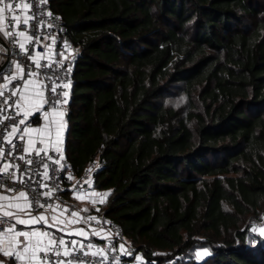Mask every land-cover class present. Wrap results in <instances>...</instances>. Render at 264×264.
Returning <instances> with one entry per match:
<instances>
[{
  "label": "trees",
  "instance_id": "1",
  "mask_svg": "<svg viewBox=\"0 0 264 264\" xmlns=\"http://www.w3.org/2000/svg\"><path fill=\"white\" fill-rule=\"evenodd\" d=\"M49 5L79 48L63 153L100 211L154 264H264V0ZM179 82L184 113L157 101Z\"/></svg>",
  "mask_w": 264,
  "mask_h": 264
},
{
  "label": "built area",
  "instance_id": "2",
  "mask_svg": "<svg viewBox=\"0 0 264 264\" xmlns=\"http://www.w3.org/2000/svg\"><path fill=\"white\" fill-rule=\"evenodd\" d=\"M9 3L13 5V10L6 9L4 13L0 14V38L4 41L3 47L6 49L4 54L1 53L3 59L0 64H3L1 67L3 69L2 76L9 77L17 74V79L10 81L0 79V86L7 85V87L0 88L3 91V95L0 96V121H3L0 123V149H3L1 161L5 165H10L8 174L0 173V189L25 192L29 201H32L34 197L38 199L45 207L37 208L33 202V206L29 210L34 214L45 211L48 208L47 205L52 206L48 209L62 212L69 218H73V212L78 213L76 217L92 232V234L90 232L91 236L69 233L63 225L52 229L49 234L57 239L63 238L66 242L75 240L78 244L82 243L86 246L91 243L95 248H103L107 257L103 264H116L117 260H119V264H154L152 258H143L136 252L134 246L126 241L119 223L109 219L100 211L99 207L106 196L102 195L100 200L88 205L87 208L78 204L77 195H81V199L88 201L89 193L99 195L101 192L94 185V163L81 174H75L64 156L63 144L58 146L59 152L56 151L57 147H43L25 152L24 140H20L18 135L10 134L13 126H18V129L21 130L26 124L38 122L29 116L25 124H19V121L24 119V111H30L33 105L30 98L28 101L27 98L25 99L27 91V93H31L30 95L35 93L37 96L40 105L38 117L41 116V111H54L61 115L66 113L71 90V69L79 48L69 39L65 23L59 13L50 7L49 0H46V3H41L40 0H4L0 7ZM16 4H20L21 7L17 9ZM12 16H17L20 19L12 20ZM25 17H36V20L30 19L29 25H24L22 21ZM33 24L36 25L35 28L30 27ZM3 30L17 34L10 38L3 34ZM19 32H23L24 35H19ZM29 37L31 39H28ZM14 41L23 43L28 54ZM14 62L20 65L22 72L18 73ZM37 63L41 66L38 67ZM52 88H55V92H52ZM37 93L40 95L38 96ZM64 93H67V96ZM43 101L49 102L44 103ZM6 117H13V119H5ZM4 136H7V141L3 139ZM37 150L40 151V156L36 155ZM20 156H24L25 159H19ZM29 159L33 161L31 165L26 163V160ZM37 161H40L38 169ZM45 164H47V169L44 167ZM11 166H18V170ZM45 172L47 179H45ZM9 174H14L16 179L10 178ZM40 185H46V187ZM49 190H51L50 197L41 195ZM85 209L87 211H84ZM90 216L96 219L88 220L87 218ZM7 226L3 225L2 227ZM21 228V225L17 224L16 230L20 231ZM68 246L71 247V245ZM95 248L92 250L95 251ZM157 254L156 250L151 251V256ZM38 255L43 259L42 252ZM54 259L56 258L49 253L47 257L49 264ZM84 259L99 261L101 257L88 256ZM165 264H171V261H167Z\"/></svg>",
  "mask_w": 264,
  "mask_h": 264
},
{
  "label": "snow or ice",
  "instance_id": "3",
  "mask_svg": "<svg viewBox=\"0 0 264 264\" xmlns=\"http://www.w3.org/2000/svg\"><path fill=\"white\" fill-rule=\"evenodd\" d=\"M41 3H46V0H40ZM4 0H0V4H3ZM15 7L19 9L21 6L20 4H16ZM25 7H28V5H25ZM12 11L13 5L11 3L5 5L4 7H0V14L4 13L5 10ZM48 15H51V13H48ZM12 20H19L20 18L17 16H12ZM36 20V17H25L22 21L24 25H29V20ZM39 23V21H36ZM35 24L31 25L30 27L35 28ZM18 27V26H17ZM3 34L6 36H9L10 38L16 35L17 33H13L11 31L3 30ZM19 35L23 36V32H19ZM28 39H31L29 37ZM14 43H17L19 47L25 51L26 54H28V50L26 49L25 45L23 43H19V41H14ZM6 51V49L0 47V52ZM32 58V57H30ZM15 63V62H14ZM37 66L40 67L39 63H37ZM15 67L19 72H22V69L20 68V65L18 63H15ZM3 69H0V79L4 80H12L17 79V74H13L9 77L2 76ZM32 75H35V73H32ZM27 83V81H25ZM67 87V85H65ZM7 87V85H2L0 88ZM52 92H55V88H52ZM15 94V93H13ZM3 95V91L0 90V96ZM39 96L40 94L37 93ZM65 96H67V93H64ZM23 100V97L21 98ZM44 103H48L49 101H43ZM7 103V101H5ZM54 103V101H53ZM40 111V105L33 103L32 109L30 111H24V119L19 121V124H25V122L28 120L29 116H32L33 119H37L39 116ZM45 117L48 116V113H44ZM5 119H13V117H6ZM0 123H3V121H0ZM19 131L18 126H13L11 128L10 134H15ZM24 132L29 131H39L38 129H29L25 127L23 129ZM20 140H23V136L18 137ZM4 140H8L7 136L3 137ZM11 143V141H8ZM31 142V141H30ZM43 142V141H42ZM14 148V146H13ZM28 149H25V152H27ZM56 151H60V149L57 147ZM37 156H40V151L37 150L36 152ZM3 157V149H0V159ZM19 159L24 160V156H20ZM51 159V157H49ZM26 163L31 165L33 163L32 160H26ZM56 163H59V161H56ZM40 161H37V169L39 168ZM10 165H5L4 168H0V173L8 174V168ZM15 167L18 170V166H11ZM45 169H47V164L44 165ZM39 175V172L37 173ZM10 178L16 179L14 174H9ZM71 179V177H68ZM45 179H47V173L45 172ZM90 183V181H88ZM41 187H46V185H40ZM11 191V189H9ZM41 195L45 197L51 196V190L48 192L41 193ZM104 196H107L108 193H104ZM23 199L24 204L21 205L19 203H9L7 205L0 204V251H4L5 255H13L17 257L18 259H25L27 257V260L30 262H33V264H49V261L47 260V257L49 253L52 254L53 257L56 259L51 261V264H103V261L107 258L104 252L103 248H95V246L91 243L88 245H83L82 243L78 244L77 241H65L63 238L57 239L56 237L50 235L47 231L38 232L36 230H30V231H17L16 226L19 225H35L40 222H44L45 224L48 223L45 215H37L32 216L30 212L27 211V209L31 208L33 206V202L35 203L37 208H43L45 205L41 204L38 199L35 197L32 201L28 200L27 194L25 192H20L15 197H5L0 196V200H9V201H19ZM48 208H51V205H47ZM9 209H15L16 211H12ZM84 211H87L85 209ZM21 214L27 218H21ZM73 217L78 216V213L73 212ZM88 220H95V217H88ZM56 218L53 217V221H55ZM74 222V221H69ZM63 223V221H61ZM3 225H8L7 227H2ZM253 231H255V228H253ZM76 234L78 235H86L82 230L78 231ZM19 237H24V240H19ZM40 237H48L47 241H44L40 239ZM36 238V239H33ZM6 244V247H5ZM68 245H71L69 247ZM62 248V250H61ZM95 248V251L92 249ZM123 248V246H121ZM43 253V259H40L39 253ZM128 254V253H125ZM199 255V253L197 254ZM92 256V257H101V260H90L86 261L84 258ZM74 258V259H73ZM116 264H119V260L116 261Z\"/></svg>",
  "mask_w": 264,
  "mask_h": 264
},
{
  "label": "crops",
  "instance_id": "4",
  "mask_svg": "<svg viewBox=\"0 0 264 264\" xmlns=\"http://www.w3.org/2000/svg\"><path fill=\"white\" fill-rule=\"evenodd\" d=\"M27 92L25 94V99L27 98L26 100L28 101V99L30 98V100H32L33 103L39 104L35 93H32V95H30L31 93L30 92L27 93ZM45 112L48 113L47 117H45L44 115ZM40 114L41 116L35 119V121H38L37 123L26 124L21 130L15 133V135H18L19 137L23 136L24 150L28 149L29 151L43 147L56 148L63 143V139H64L63 133L65 130V120L63 118V115L54 111H41ZM25 127L29 129H38L39 131L24 132L23 129ZM4 166L5 163L0 159V168H4ZM19 193L20 192L14 190L5 191L0 189V196L15 197ZM81 201L83 203L82 207L85 208H87L88 205L93 204V202H96V201L93 202L90 201V196H88L89 202L85 201L84 199H81ZM9 203H19L23 205L25 202L23 199L19 201L0 200V204L7 205ZM9 210L16 211L15 209H9ZM27 211L30 212L32 216H37L41 214L45 215L48 223L45 224L44 222H40L35 225H21L22 228L20 231H30L34 229L38 232L47 231L49 233V231H51L52 229H55L58 226L63 225L64 229L72 234H76L80 230L86 233V235L84 236H91L92 234V232L88 230L86 225L82 221H80L78 217L69 218L64 216L62 212L48 208L45 209V211L36 214L32 213L29 209H27ZM53 217L56 218L55 221H53ZM21 218H27V217L21 214ZM61 221H63V223H61ZM69 221H74V222L70 223ZM40 239L47 241L48 237H40ZM19 240H24V237H19ZM0 264H33V262L28 261L27 257H25V259L22 260V259H18L13 255H5L4 251H0Z\"/></svg>",
  "mask_w": 264,
  "mask_h": 264
},
{
  "label": "rangeland",
  "instance_id": "5",
  "mask_svg": "<svg viewBox=\"0 0 264 264\" xmlns=\"http://www.w3.org/2000/svg\"><path fill=\"white\" fill-rule=\"evenodd\" d=\"M0 47L4 48L1 45V43H0ZM1 53L4 54V51L0 52V61L3 59V57L1 56ZM157 101L159 103L174 106L178 108L182 113H184L187 109V100H186L185 93L183 91V84L181 82L172 83L171 86L157 98ZM64 115H63V118H64ZM104 193L106 192L103 190H101L99 195L95 193L93 194L89 193L90 201L93 202V201L100 200ZM77 201L80 206L83 205L81 201V195H77ZM245 224L248 226V229H249V239L253 240L255 235L257 234L264 235V212H259L256 214H249L244 219V226ZM253 228H255V231H253ZM198 253L199 255H197ZM207 254H208V249L204 247H198L192 253L195 259H200Z\"/></svg>",
  "mask_w": 264,
  "mask_h": 264
},
{
  "label": "water",
  "instance_id": "6",
  "mask_svg": "<svg viewBox=\"0 0 264 264\" xmlns=\"http://www.w3.org/2000/svg\"><path fill=\"white\" fill-rule=\"evenodd\" d=\"M0 43H1L2 46H4V41H2L1 38H0ZM2 66H3V64H0V69H1Z\"/></svg>",
  "mask_w": 264,
  "mask_h": 264
}]
</instances>
